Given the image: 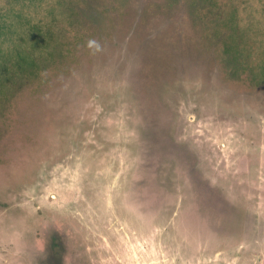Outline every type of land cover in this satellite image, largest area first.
Wrapping results in <instances>:
<instances>
[{
	"label": "rangeland",
	"instance_id": "obj_1",
	"mask_svg": "<svg viewBox=\"0 0 264 264\" xmlns=\"http://www.w3.org/2000/svg\"><path fill=\"white\" fill-rule=\"evenodd\" d=\"M197 38L264 81V0H0V119L61 74L53 149L0 191V264H264V113L194 68L138 93L140 54L165 67Z\"/></svg>",
	"mask_w": 264,
	"mask_h": 264
},
{
	"label": "trees",
	"instance_id": "obj_2",
	"mask_svg": "<svg viewBox=\"0 0 264 264\" xmlns=\"http://www.w3.org/2000/svg\"><path fill=\"white\" fill-rule=\"evenodd\" d=\"M107 33L108 35L101 31L99 39L101 37L105 40L102 42L100 39L102 43L111 44L116 39L112 33ZM204 40L205 38H197L193 55L175 58L165 67L158 64L155 68L152 67V64L142 61L140 54L136 77L139 96L144 93L152 96L156 94L154 101H160L159 87L163 83L176 81L180 77L187 79L185 73L194 68L201 84L214 89L221 104H246L257 107L260 113H264V81L258 76L256 66L253 72L248 68V61L243 57L248 50H243L240 55L242 60L237 61L233 51L224 49L223 42H217V47L210 51L205 47ZM127 43L125 42L129 50L132 45ZM227 59H231L229 64ZM60 75L58 73L53 76L51 82H47L49 85L39 83L19 90L1 117L0 191L19 187L21 182L31 177L32 169L37 167L40 158L53 149L50 138L55 132V114L60 112V108L55 109L51 100L49 103L45 96L55 88L50 83Z\"/></svg>",
	"mask_w": 264,
	"mask_h": 264
},
{
	"label": "clouds",
	"instance_id": "obj_3",
	"mask_svg": "<svg viewBox=\"0 0 264 264\" xmlns=\"http://www.w3.org/2000/svg\"><path fill=\"white\" fill-rule=\"evenodd\" d=\"M92 43H93V42H91V41L89 42L90 45H91Z\"/></svg>",
	"mask_w": 264,
	"mask_h": 264
}]
</instances>
